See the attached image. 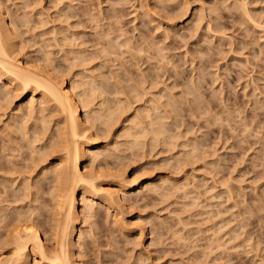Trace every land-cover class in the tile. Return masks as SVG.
<instances>
[{
    "label": "rangeland",
    "instance_id": "1",
    "mask_svg": "<svg viewBox=\"0 0 264 264\" xmlns=\"http://www.w3.org/2000/svg\"><path fill=\"white\" fill-rule=\"evenodd\" d=\"M0 3L23 63H48L66 83L80 87L89 78L100 89L86 111L99 139L93 152L102 153L82 166L100 169L105 190L124 184L126 191L122 201L89 193L78 264H264V0ZM5 79L0 258L13 251L4 239L20 216L37 219L51 238L53 181L36 176L57 153L33 149L48 144L60 115L53 102L27 113L30 94ZM101 103L111 113L98 119ZM28 252L21 264H46Z\"/></svg>",
    "mask_w": 264,
    "mask_h": 264
},
{
    "label": "bare ground",
    "instance_id": "2",
    "mask_svg": "<svg viewBox=\"0 0 264 264\" xmlns=\"http://www.w3.org/2000/svg\"><path fill=\"white\" fill-rule=\"evenodd\" d=\"M1 5L2 4L0 3V77H5V83L8 84V86L12 85V88L14 90H20L24 93L30 94L29 99L24 104V106H22V108H25V110H27V113L33 115L37 111L39 113L41 111L43 112L45 111L44 109L47 110L49 108V102H53L54 104L51 105L54 106V108L56 109V111L59 112L60 115L57 119V126H55V134H53L52 136L50 135L51 138L48 144H41V146L39 147L35 146L34 144L33 149L35 150L34 152H38V154H40L41 156L44 155L45 152H47L46 150L49 148L51 149L52 153H57L55 155L56 162L51 161L50 165L47 164L43 166L39 171V174H36V177L38 179L34 178L36 180H39V178L42 177H49L52 178L53 181V191L51 192V194L55 199L56 209L54 210V220L53 222H51V224L49 223V228L52 234L51 238L49 236L44 237L43 232L39 227L40 223L37 222V219L29 220L28 218H26L27 216L18 217V220L16 219V225L14 226V228H10V230L8 229L6 238L4 239V243L6 245H13V251L10 253V256L0 258V264H13L14 262H19V264H21L25 260L26 256H28V251H33L32 253L38 254L42 259L46 261V264H78L77 260L74 258V255L75 250L80 247L79 240L83 237L84 234L82 228L78 227V222L84 220V216L87 215L86 212H91L93 209L92 205H90L87 201L90 196L89 193L94 192L95 194H98L99 192L105 190L102 185H99V183H97L98 179H100L101 177L100 172H98L100 171V169L98 168L97 171L96 169L94 170L93 168H91V166H89L88 168L86 164L82 166L83 162L90 163L91 160H95V158L99 155L101 156L102 153L100 151L93 152L96 151L94 149L100 150L99 139H93L94 134L93 132H91V127H93V124H91L92 122H90L91 120L87 112L88 109L86 111V107L90 105V103H92V95H97V93L94 92L96 91L95 88L98 85L94 82L95 80L91 81L89 80V78H86L87 81H83L84 83L81 82L83 86H80L83 91L81 90V92H79L81 88L78 87L77 83H75L76 81H70V83H66L64 78L62 79L59 77V75H57V72L56 74L52 72L54 71V68L51 69V66H49L48 63L47 67H49L50 69H44L46 67L42 68V66L44 65L37 66L35 65L36 62L34 63V65H28V62L27 64L26 62L23 63V61L20 59V56H18V50H20V48L17 49L18 44L14 41L15 39H13V31L15 30L13 29L14 25H11L10 20L8 21L6 19V15L8 14L6 12L7 10L3 9L2 7L4 6ZM27 18L29 19L28 16ZM79 56L80 55H78V57ZM48 57L50 56L48 55ZM93 82L95 83L94 85H92ZM78 83L81 84L80 82ZM99 93L104 94L103 88ZM37 94L40 95L39 101L36 97ZM102 101L105 102L106 100L103 99ZM38 104L40 105L39 108ZM101 105L103 106V109H100L99 111H103L106 114H102L103 112H97L94 110L95 113H98V119H101L103 115V117H106L107 112H110L109 107L112 106L111 105L106 107L105 103L104 105L101 103ZM105 109H107L108 111L106 112ZM22 110L23 109L19 111L22 113ZM51 110L52 109H50V111ZM113 111H115V109ZM24 112L26 114V111ZM24 112L22 114H24ZM152 112H149L147 109L145 116H149L147 114H150ZM44 115L45 114L43 113V115L40 117L42 124H44L43 127L48 124H45L46 118ZM27 116L29 115L27 114ZM146 117H143V119H146L147 121ZM134 121L135 126H137V124L138 126L140 125V123L137 122L136 119ZM10 126V129H12V125ZM22 126L24 127L27 125H24L23 123ZM151 130L152 133L154 131V133L157 135V132H155L156 129L153 130L152 128ZM162 130L160 132H162ZM27 133L28 131L26 132V134ZM32 135H34V133ZM156 135L154 137H156ZM135 136L136 134L134 135V137ZM34 138H37V136L34 135ZM136 138L137 137H135L134 139ZM134 139L133 144L135 142ZM31 142L34 143V141H32V138ZM39 161L40 163H42L41 160ZM39 161H37V163ZM36 166L37 168L40 167L39 164H36L35 167ZM33 173H35V171ZM145 186L148 189L154 188L151 182H148ZM124 187L125 185L121 184L118 188L114 190L108 189L105 191H107L108 195L112 197H109L112 199V201H115L116 199L118 201H122L121 199H123V197L120 193L125 190ZM79 194L80 197H78ZM76 231H79L78 240L74 238V233ZM52 239L53 243L51 244L49 241Z\"/></svg>",
    "mask_w": 264,
    "mask_h": 264
}]
</instances>
